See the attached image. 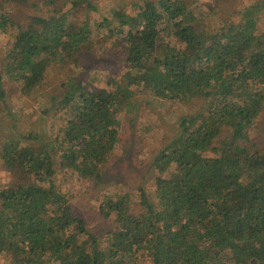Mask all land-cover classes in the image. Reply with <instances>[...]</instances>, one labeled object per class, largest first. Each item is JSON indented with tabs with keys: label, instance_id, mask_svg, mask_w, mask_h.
Here are the masks:
<instances>
[{
	"label": "trees",
	"instance_id": "trees-1",
	"mask_svg": "<svg viewBox=\"0 0 264 264\" xmlns=\"http://www.w3.org/2000/svg\"><path fill=\"white\" fill-rule=\"evenodd\" d=\"M40 2L0 0V31L15 33L0 66V99L4 77L37 96L57 67L67 74L63 94L42 96H50L49 112L72 116L57 138L1 142L2 166L13 178L0 188V255L15 264H264V0L219 31L202 27L190 0L113 9L97 27L126 35L128 70L97 91L79 73L93 25L75 20L77 11L96 10L93 1ZM41 4L54 8L26 25L7 9ZM139 91L197 109L154 150L152 192L141 187L137 202L128 192L100 203L114 227L102 241L56 177L72 171L104 183L120 117L136 107Z\"/></svg>",
	"mask_w": 264,
	"mask_h": 264
},
{
	"label": "rangeland",
	"instance_id": "rangeland-1",
	"mask_svg": "<svg viewBox=\"0 0 264 264\" xmlns=\"http://www.w3.org/2000/svg\"><path fill=\"white\" fill-rule=\"evenodd\" d=\"M35 1L31 0V4ZM59 0L57 6L65 5ZM96 10H80L75 12V20L81 22L89 18L94 30L93 43L83 50L80 64V77L87 90L97 91L109 87L112 77L119 79L128 70V48L123 36L113 34L109 30L100 31L97 25L108 17L116 8L133 7L142 0H92ZM40 2V3H41ZM194 10L203 15L200 23L204 29L219 31L231 22L237 23L240 13L246 8L262 3V0H229L226 3L212 5L209 0H190ZM4 9V4L0 8ZM70 5L61 8L66 12ZM54 7L40 5L36 9L32 5L10 6L7 9L17 16V20L26 25L34 15L46 14ZM136 16L139 8L130 10ZM14 31H0V66L5 52L11 47ZM53 67L43 91L61 97L62 82L67 78L66 72L57 71ZM3 99H0V145L1 142L14 138L22 139L33 135L37 138L51 140L60 136L62 129L72 114L67 111L47 110L49 98H44L40 91L37 96H26L21 86L7 78H3ZM61 90V92H59ZM59 92V93H58ZM136 107L126 109L120 117V143L116 151L103 167L104 183L80 179L74 172L57 175V184L66 193L74 213L82 218L87 228L100 240L105 241L107 233L112 230V220H105L99 214L100 203L104 198L132 193L134 201H138V189L143 187L152 192V155L175 132L181 117L197 109L196 104L183 106L178 103L164 102L152 98L145 91H139L134 99ZM131 112V113H129ZM256 131L254 130V137ZM13 176L2 166L0 158V188L8 184ZM133 210V208H132ZM141 213L138 205L134 206V214ZM0 264H15L9 255H0Z\"/></svg>",
	"mask_w": 264,
	"mask_h": 264
}]
</instances>
